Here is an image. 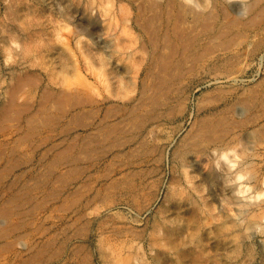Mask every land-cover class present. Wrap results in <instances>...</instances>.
Returning <instances> with one entry per match:
<instances>
[{"label":"rangeland","instance_id":"rangeland-1","mask_svg":"<svg viewBox=\"0 0 264 264\" xmlns=\"http://www.w3.org/2000/svg\"><path fill=\"white\" fill-rule=\"evenodd\" d=\"M257 193L264 0H0V264H264Z\"/></svg>","mask_w":264,"mask_h":264},{"label":"clouds","instance_id":"clouds-1","mask_svg":"<svg viewBox=\"0 0 264 264\" xmlns=\"http://www.w3.org/2000/svg\"><path fill=\"white\" fill-rule=\"evenodd\" d=\"M183 2L186 6H189L196 11L207 12L211 8V0H204V3L207 5V7H203L200 3V0H183ZM240 14H243L242 11ZM12 47L19 49L20 45L16 42H13ZM11 60L12 57L11 54H9L6 57L5 62L9 63ZM211 155L214 158L212 165L217 171H219L222 166L227 167L229 170H235L240 166L243 159L239 151V146L226 149H213ZM238 179L242 180L244 177L240 176ZM255 198L257 201L264 200V193H257ZM261 231H264V228H262L260 225H257L256 232L260 233Z\"/></svg>","mask_w":264,"mask_h":264}]
</instances>
